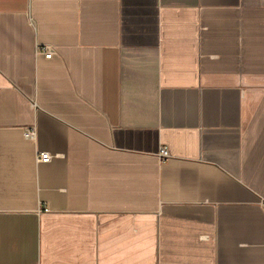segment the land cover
<instances>
[{
  "label": "crops",
  "instance_id": "0c3cea01",
  "mask_svg": "<svg viewBox=\"0 0 264 264\" xmlns=\"http://www.w3.org/2000/svg\"><path fill=\"white\" fill-rule=\"evenodd\" d=\"M0 264H264V0H0Z\"/></svg>",
  "mask_w": 264,
  "mask_h": 264
},
{
  "label": "built area",
  "instance_id": "2783aa9c",
  "mask_svg": "<svg viewBox=\"0 0 264 264\" xmlns=\"http://www.w3.org/2000/svg\"><path fill=\"white\" fill-rule=\"evenodd\" d=\"M38 51L43 53L47 58H51L53 56V51L49 46L39 47ZM27 135L31 138L35 136V131L32 130ZM159 157L161 161H165L170 158V153L166 147H161L159 151ZM35 159L37 162H49L52 159V155L49 152L38 151L36 153Z\"/></svg>",
  "mask_w": 264,
  "mask_h": 264
}]
</instances>
